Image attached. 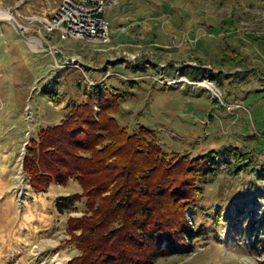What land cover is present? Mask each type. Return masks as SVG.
Returning a JSON list of instances; mask_svg holds the SVG:
<instances>
[{
  "label": "rangeland",
  "instance_id": "obj_1",
  "mask_svg": "<svg viewBox=\"0 0 264 264\" xmlns=\"http://www.w3.org/2000/svg\"><path fill=\"white\" fill-rule=\"evenodd\" d=\"M57 1L0 0L12 17L0 18V264H66L79 254L67 221L85 211L83 188L70 180L34 190L23 155L67 103H82L100 84L95 118L98 102L108 103L120 129L151 130L167 158L231 145L252 164L215 159L218 171L199 184L193 219L205 238L154 264H264V0H116L103 11L105 44L47 32L41 19ZM70 194L78 201L57 212L55 199ZM108 194H95L93 208ZM185 217L191 222L189 208Z\"/></svg>",
  "mask_w": 264,
  "mask_h": 264
},
{
  "label": "trees",
  "instance_id": "obj_2",
  "mask_svg": "<svg viewBox=\"0 0 264 264\" xmlns=\"http://www.w3.org/2000/svg\"><path fill=\"white\" fill-rule=\"evenodd\" d=\"M102 88V84L91 86L85 101L67 103L59 122L40 129L29 140L23 155L25 179L34 190L70 180L84 190L85 211L67 221L79 254L66 264H154L173 249L205 238L207 230L193 219L199 210V184L218 171L215 159L232 156L237 163L245 162L246 170L252 164L246 153L231 145L196 158L186 154L167 158L151 130L143 126L130 132L120 129L108 103L98 102L100 117L95 118L94 98ZM43 92L48 97L55 94L46 88ZM259 174L264 180V166ZM96 178L100 180L95 185ZM106 192V202L94 209V195ZM77 201L76 194L58 196L55 209L62 212ZM188 208L191 222L185 217ZM201 212L206 216L205 210ZM218 221L215 211L212 225ZM75 229L79 234L75 235Z\"/></svg>",
  "mask_w": 264,
  "mask_h": 264
},
{
  "label": "built area",
  "instance_id": "obj_3",
  "mask_svg": "<svg viewBox=\"0 0 264 264\" xmlns=\"http://www.w3.org/2000/svg\"><path fill=\"white\" fill-rule=\"evenodd\" d=\"M115 1L58 0L51 16L44 18L42 23L47 32L57 30L62 40L76 39L105 44L110 38L103 11L105 6Z\"/></svg>",
  "mask_w": 264,
  "mask_h": 264
},
{
  "label": "bare ground",
  "instance_id": "obj_4",
  "mask_svg": "<svg viewBox=\"0 0 264 264\" xmlns=\"http://www.w3.org/2000/svg\"><path fill=\"white\" fill-rule=\"evenodd\" d=\"M0 18H12L11 17V13L9 12V11H7V10H0ZM43 19L44 18H42L41 19V21H43ZM32 42H36V43H38L39 42V40L38 39H32L31 40ZM52 264H61L59 261H57L55 258L53 259V261H52Z\"/></svg>",
  "mask_w": 264,
  "mask_h": 264
},
{
  "label": "water",
  "instance_id": "obj_5",
  "mask_svg": "<svg viewBox=\"0 0 264 264\" xmlns=\"http://www.w3.org/2000/svg\"><path fill=\"white\" fill-rule=\"evenodd\" d=\"M10 21V20H9ZM11 23H13L12 21H10ZM20 29V28H19ZM19 32H21V30H19ZM65 59H66V61H68V62H70L71 61V59L70 58H68V57H65Z\"/></svg>",
  "mask_w": 264,
  "mask_h": 264
},
{
  "label": "crops",
  "instance_id": "obj_6",
  "mask_svg": "<svg viewBox=\"0 0 264 264\" xmlns=\"http://www.w3.org/2000/svg\"><path fill=\"white\" fill-rule=\"evenodd\" d=\"M51 48H52V49L54 48V50H55V51H58V49H57L56 47H54V46H53V47H51Z\"/></svg>",
  "mask_w": 264,
  "mask_h": 264
}]
</instances>
